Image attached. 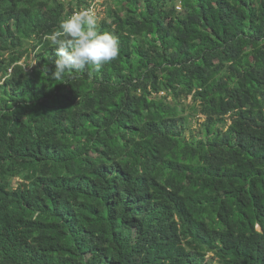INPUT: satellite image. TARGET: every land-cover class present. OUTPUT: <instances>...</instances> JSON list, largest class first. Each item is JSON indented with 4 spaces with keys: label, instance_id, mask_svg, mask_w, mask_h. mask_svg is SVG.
Instances as JSON below:
<instances>
[{
    "label": "trees",
    "instance_id": "trees-1",
    "mask_svg": "<svg viewBox=\"0 0 264 264\" xmlns=\"http://www.w3.org/2000/svg\"><path fill=\"white\" fill-rule=\"evenodd\" d=\"M91 2L0 0V264H264V0H100L52 81Z\"/></svg>",
    "mask_w": 264,
    "mask_h": 264
},
{
    "label": "clouds",
    "instance_id": "clouds-1",
    "mask_svg": "<svg viewBox=\"0 0 264 264\" xmlns=\"http://www.w3.org/2000/svg\"><path fill=\"white\" fill-rule=\"evenodd\" d=\"M47 39L56 54L54 65L44 69L52 81H62L88 68L99 70L120 54L118 39L111 32L99 28L92 7L66 13L59 20L58 30Z\"/></svg>",
    "mask_w": 264,
    "mask_h": 264
},
{
    "label": "rangeland",
    "instance_id": "rangeland-1",
    "mask_svg": "<svg viewBox=\"0 0 264 264\" xmlns=\"http://www.w3.org/2000/svg\"><path fill=\"white\" fill-rule=\"evenodd\" d=\"M94 11L96 12V16H97V19L99 17H102L104 15V9H105V6L104 4H100V5H96L94 8ZM187 102H189V97L187 98L186 100Z\"/></svg>",
    "mask_w": 264,
    "mask_h": 264
},
{
    "label": "built area",
    "instance_id": "built-area-1",
    "mask_svg": "<svg viewBox=\"0 0 264 264\" xmlns=\"http://www.w3.org/2000/svg\"><path fill=\"white\" fill-rule=\"evenodd\" d=\"M99 1L100 0H92L90 7L94 8L96 5H98L97 2H99ZM175 8L179 9V6L176 5Z\"/></svg>",
    "mask_w": 264,
    "mask_h": 264
}]
</instances>
